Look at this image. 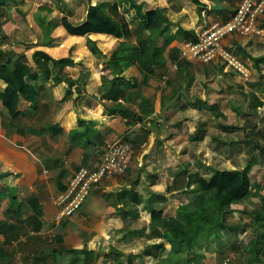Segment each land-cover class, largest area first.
I'll return each mask as SVG.
<instances>
[{
	"label": "crops",
	"instance_id": "0c3cea01",
	"mask_svg": "<svg viewBox=\"0 0 264 264\" xmlns=\"http://www.w3.org/2000/svg\"><path fill=\"white\" fill-rule=\"evenodd\" d=\"M65 2L0 0V50L13 61L18 46H27L18 41L27 36L34 48L22 51L31 74L35 73L28 79L37 87L35 105L20 99L16 118H10L0 103V172L5 175L0 179V264H168L169 243L156 252L149 249L160 240L146 239L150 217L146 202L150 193L164 194L168 181L178 174L185 173L186 180L195 174L206 178L198 169L213 170L228 154L231 133L219 123L233 124V116L246 115L239 89L254 91L264 102V38L230 35L223 40L249 66L250 76L243 79L219 61L204 64L179 56L186 40H195L213 22L227 20L239 0H220V10L210 8L214 0H198L202 7L194 0H123L121 8H132L124 15L136 24L135 32L140 26L136 10L142 14L158 9L167 18V30L156 39L165 64L150 75L134 61H121L113 68L108 62L120 41L136 47L135 32L121 39L100 33L75 36L57 26L47 43L38 42L33 28L40 6L51 10V20L84 19L85 13L80 19L71 18L75 11ZM67 6L69 16L60 12L56 16L57 7ZM260 23L264 26V17ZM13 25L20 29L24 25L29 34H11ZM12 36L19 44L6 49ZM87 39L95 42L97 53L88 49ZM35 50L57 60L48 63L47 75L35 69L31 58ZM114 74V89L105 93ZM5 85L0 79V92ZM168 102L166 136L159 112ZM116 104L142 116L144 122H130L114 111ZM145 124L159 127L163 139L155 150L157 142L152 144L154 137ZM263 124L264 119L261 131ZM121 138L144 156V168L103 180L92 187L77 212L56 219V194L79 167L94 170L105 145Z\"/></svg>",
	"mask_w": 264,
	"mask_h": 264
},
{
	"label": "trees",
	"instance_id": "16d2710c",
	"mask_svg": "<svg viewBox=\"0 0 264 264\" xmlns=\"http://www.w3.org/2000/svg\"><path fill=\"white\" fill-rule=\"evenodd\" d=\"M194 1L202 7L198 0ZM131 5L136 6L134 2H131ZM37 11L40 12L36 20L38 28H33V32L38 42L42 44L47 43L50 34L57 26H61L67 34L75 36L100 33L121 39L132 35L129 23L125 16L119 13L116 3L110 4L106 1L89 3L84 19L79 22L70 21L66 16L57 20L48 19L51 10L44 6H40ZM18 13L24 21V15L20 13V10ZM138 17L140 26L135 32L136 47L129 48L124 41H120L109 55L108 62L113 68L121 61H134L138 68L153 75L159 66L165 64L163 50L157 46L156 39L167 30V18L158 9L145 10ZM86 45L88 49L97 53L98 48L95 42L87 39ZM21 57L14 54L13 61H11L8 54L0 50V79L6 84L0 92V103L12 119L20 113L18 110L20 99L31 102L33 106L36 102L37 87L28 79H33L32 76H35V73L31 74V67ZM31 58L35 63L36 71L41 70L43 75L48 73V63H57V60L41 50H35ZM109 81L111 85L105 93H110L114 89L117 76L112 75ZM122 81L124 79H121ZM239 91L245 100L246 109H249L248 112L255 113L259 108L264 107V102L254 91L245 88ZM114 111L128 118L130 122H144L142 116L121 104H116ZM222 127L232 129L230 126L222 125ZM143 128L145 129L144 126ZM260 138L264 142V124ZM257 149L264 154L263 145L259 144ZM4 176L0 172V179ZM189 179V186H194L193 195L189 202L178 206L175 216L165 218L162 210L153 206L158 199H166L164 194L150 193L146 202L150 214V235L153 239L160 240L158 243L151 244L149 249L156 251L163 247L164 242L169 243L168 255L174 264H191L192 260L188 256L193 254L195 257L192 244L196 238L201 233H206L207 235L212 234L215 240L218 239L221 230L225 228V220L231 212V205L248 198L251 194L249 177L240 169H213L209 178L195 174ZM260 202L262 212L257 214L255 220L258 232L251 243L250 250L247 251L246 264H264V259L260 258L261 253L264 255V248L256 247L259 242L264 244V194L260 196ZM146 253L150 254L147 250Z\"/></svg>",
	"mask_w": 264,
	"mask_h": 264
},
{
	"label": "rangeland",
	"instance_id": "374dc122",
	"mask_svg": "<svg viewBox=\"0 0 264 264\" xmlns=\"http://www.w3.org/2000/svg\"><path fill=\"white\" fill-rule=\"evenodd\" d=\"M59 1L64 2V0ZM121 1L123 0H107L106 2L110 4L116 3L119 13L123 16H126L124 15V13H129L128 11H130L132 8L129 6V3H127L129 8H121ZM96 2V0H66L65 3L66 5L71 4L72 8L75 11L74 15L71 16V18L80 19L83 14L86 13L89 3ZM70 8V6L65 9L57 7L56 16H58L59 12L67 15ZM136 14L141 13H138V11L136 10ZM1 16L2 12H0V17ZM30 16L31 12L27 14L28 18ZM125 18L128 19V17ZM128 23L131 32H135L136 24L133 25L132 23H130V21H128ZM9 31L11 32V34H13V32H27V30L24 29V25L22 29L13 25L12 27H9ZM21 39L22 41L18 42H22V44L25 43V45L27 43V46H18L20 52L18 51L17 55L22 56L21 58H23V60L25 59L26 62L27 59L25 58V55L23 53L24 51L22 50L31 52L34 47L28 45L30 43L28 42L29 39L27 36L25 37L23 35ZM7 44L9 45H6V49L9 48L10 45L16 44L15 37L12 36L11 41H7ZM18 44L19 43H17L16 45ZM221 68L223 69V67ZM235 76L238 77V74L235 73ZM261 76L258 77L259 80H261ZM218 83L219 80H215V84L218 85ZM243 99L244 98L242 97V100ZM238 109L240 110L241 107L239 106ZM244 109L246 115H244L243 117L238 116V119L233 116V124L224 125L230 126V128L232 129L222 127L223 124L221 125V123H219V126L222 127V129L224 128L226 132H230L231 136L227 141V144L229 146L228 154L224 156L223 160H220V163H217L214 166V169H223L226 167H236L235 169H238V167H245V169L242 171L246 172L249 177L251 194L248 198L231 205V212L227 215L225 220V228L221 230L220 237L218 239L215 240L212 234L207 235L206 233H201L196 238V240L192 244V250L195 257H193V254H189L188 256L192 260L191 264H224V262L225 264H246L245 260L247 251L250 250L251 243L253 242L256 233L258 232V230L256 229L255 220L257 214H260L262 212L260 196L264 194V154L259 151V149H257V146L259 144L264 146V142L260 138L261 130L259 128V125H262L263 123L262 118L264 114V107L259 108L255 113L248 112L249 109H246V105L244 106ZM240 115H242V113ZM250 116L252 118H249ZM242 123L244 125H242ZM258 130H260V133H258ZM158 143L159 142H157L154 146V150L158 146ZM133 150L134 156L128 171H133V173H135L137 171L140 172L139 166L142 164V162L140 151L135 152L134 147ZM241 152H243L242 156L240 154ZM212 168V166H209L206 169H198V171L202 174H205L206 178H209ZM128 171L127 173H129ZM185 178V173H182L180 175H176L174 180L168 181L166 186L167 188L164 189L163 193L168 194L170 191L175 192L169 194V196L165 200L158 199V203L156 204V206L162 210L163 216L165 218L175 216L178 206L190 201L193 195L194 186L190 187L188 183L189 180H186ZM145 190L149 193L147 189ZM147 219L149 220V224L147 226L148 233L146 234V239H150L151 235L149 232V215L147 216ZM143 234L145 235V233ZM151 241L153 242L155 241V239ZM263 245V243L259 242L258 244H256V247L258 249H263ZM152 251L156 252L157 250L155 251L152 249ZM260 258L264 259V255L262 253L260 254ZM168 259L170 260H168V264H171L172 259Z\"/></svg>",
	"mask_w": 264,
	"mask_h": 264
},
{
	"label": "built area",
	"instance_id": "2783aa9c",
	"mask_svg": "<svg viewBox=\"0 0 264 264\" xmlns=\"http://www.w3.org/2000/svg\"><path fill=\"white\" fill-rule=\"evenodd\" d=\"M263 17L264 0H239L227 20L213 22L202 29L195 40H186L180 48L179 56L204 64L219 61L229 71L247 79L250 76L249 66L223 40L230 35L264 38V26L260 23ZM133 156V147L125 139L108 142L97 167L94 170L79 167L64 190L56 194V219L68 218L77 212L89 198L93 186L105 179L125 174Z\"/></svg>",
	"mask_w": 264,
	"mask_h": 264
},
{
	"label": "water",
	"instance_id": "95a60500",
	"mask_svg": "<svg viewBox=\"0 0 264 264\" xmlns=\"http://www.w3.org/2000/svg\"><path fill=\"white\" fill-rule=\"evenodd\" d=\"M212 10H220L221 9V5H220V0H214V4L211 5L210 7ZM169 102L167 104H165L163 106V108L161 109V111L159 112V119L161 122V126L164 128V131L166 132V136L168 135V130H167V125H166V121H165V115H164V111L165 109H167L169 107ZM145 128H147V130H149L152 133V136L154 137L152 144H154L157 141H161L163 138L159 137V127L157 125H149V124H145ZM143 157H141V162H143ZM140 168L143 169V163L140 165ZM123 208L120 209V211L122 212ZM120 212V214H121Z\"/></svg>",
	"mask_w": 264,
	"mask_h": 264
}]
</instances>
